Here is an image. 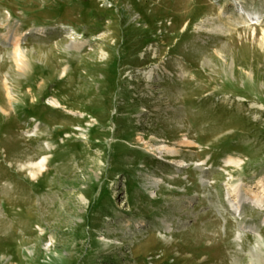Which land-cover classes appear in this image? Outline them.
<instances>
[{"label":"rangeland","instance_id":"374dc122","mask_svg":"<svg viewBox=\"0 0 264 264\" xmlns=\"http://www.w3.org/2000/svg\"><path fill=\"white\" fill-rule=\"evenodd\" d=\"M0 264H264V0H0Z\"/></svg>","mask_w":264,"mask_h":264},{"label":"bare ground","instance_id":"6f19581e","mask_svg":"<svg viewBox=\"0 0 264 264\" xmlns=\"http://www.w3.org/2000/svg\"><path fill=\"white\" fill-rule=\"evenodd\" d=\"M21 52H22V49H21L20 47L17 46V48L15 49V54H16V56H18V55H19V56L22 55ZM16 60L19 61L18 63H19V65H20V61H21V59L16 57ZM46 160H47V157H44L43 160H42L41 162H39L38 164H36V165H30V166H31L32 168H33V167H34V168H35V167H38V170H43V169H44V161H46ZM33 172H34V171H33V169H32V174L35 175L36 172H34V173H33Z\"/></svg>","mask_w":264,"mask_h":264}]
</instances>
